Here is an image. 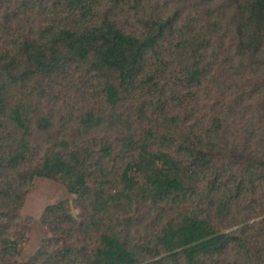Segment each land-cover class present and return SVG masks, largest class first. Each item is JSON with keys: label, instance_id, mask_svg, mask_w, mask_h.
I'll use <instances>...</instances> for the list:
<instances>
[{"label": "trees", "instance_id": "trees-1", "mask_svg": "<svg viewBox=\"0 0 264 264\" xmlns=\"http://www.w3.org/2000/svg\"><path fill=\"white\" fill-rule=\"evenodd\" d=\"M71 1L74 7L83 2ZM25 2L0 0V170L26 160L25 143L33 131L49 133L52 119L35 106V96L40 81L53 82L72 63L98 77L116 75L118 85L103 87L105 105L128 101L134 106L145 92L148 104L164 117L129 141L120 170L113 173L112 165L88 191L82 208L85 237L66 229L74 217L57 215L60 205L47 208L44 224L52 237L36 264H264V222L245 227L239 221L242 212H233L255 194L257 170L264 184V112L251 103L264 88V79L259 82L264 0H95L89 17L74 30L54 27L37 46L32 41L39 23L34 9L3 18L5 9H21ZM35 47L39 53L32 51ZM20 55L32 70L20 71L15 63ZM177 82L187 90L184 95L173 92ZM169 107L172 112L179 108L184 119L167 120ZM191 114L193 125H184ZM80 121L95 126L96 116L90 112ZM108 149L101 153L109 160L113 150ZM62 152L45 156L34 174L80 178ZM229 157L237 160L229 163ZM133 169L145 178L143 184H133ZM10 196L4 191L0 204ZM260 198L264 215V191ZM143 203L167 217L152 245L131 236L133 205ZM251 210L253 218L261 215ZM234 227L239 229L227 231ZM249 228L255 234L249 235ZM67 239L72 242L61 247ZM78 244L80 250L74 247ZM56 246L60 250L52 251ZM3 250L11 253L8 244L0 250L5 257Z\"/></svg>", "mask_w": 264, "mask_h": 264}, {"label": "rangeland", "instance_id": "rangeland-1", "mask_svg": "<svg viewBox=\"0 0 264 264\" xmlns=\"http://www.w3.org/2000/svg\"><path fill=\"white\" fill-rule=\"evenodd\" d=\"M19 1H26L25 6L21 9L16 7L5 9L3 18L12 16L26 8L34 9L39 22L38 26L36 25L35 36L32 37L35 46L38 45V40H41L54 27L62 25L74 30L86 17H89L86 13L91 12L95 2V0H93L94 2L83 0L82 5L75 3L74 7L71 0ZM0 47H2L1 44ZM32 51L39 53L37 47ZM15 63L20 67V71H28L33 68L24 55L18 56ZM87 71L86 69H76L72 63L64 73L54 76L53 82L40 81V90L35 96V106L42 113L51 117L52 127L47 134L33 131V135L25 143L28 151L27 158L20 166L0 170V195L4 191L11 195L8 199L2 200L0 204V213H2L0 217L2 235L0 238L3 241L0 250L8 244L11 252L7 254L3 250L7 255L0 256V264H36L38 252L42 249L43 244H47L49 238L52 237L50 229L44 224L47 208L51 206H61L60 210L56 209L55 211L57 215H62V213L72 215L75 223L67 226L66 229H70L77 238L85 237V227L82 223L85 222L86 213L82 208L85 205L84 200L88 191L95 188L103 173L111 172L112 165L113 173L121 169L120 157L126 163L127 158L123 149L130 147L129 141L163 121L164 117L156 112L157 107L153 109L148 104L151 98H145V92L139 94L141 98L134 102V106L128 101H123L116 107L105 105L102 100L103 87L106 82L118 85L116 75L98 77L97 74H89ZM263 79L264 75L261 73L259 82ZM253 80L255 82V79ZM171 81L173 79H170L169 82ZM192 88L196 90L199 86L196 85ZM172 90L177 93L181 91L182 95L187 91L178 82L172 87ZM260 91L261 95L256 96L251 103L252 106H257L264 112V88ZM124 96L123 94L122 97ZM152 102L154 103V100ZM32 104L34 105V101ZM169 108L170 115L167 116V120L176 116L184 119L182 115H178L179 108L173 112V107ZM189 109L197 108L189 107ZM90 112L96 116V125L85 127L80 118ZM162 114L164 113L162 112ZM193 123L194 116L191 114L189 121H184V125L191 126ZM129 124L130 126L134 125L132 131ZM60 142H64L67 147L64 146L60 149ZM105 148L113 150L110 151L112 156L109 160L104 158V153H101ZM56 151L60 153L63 151L62 155L65 156V161L77 167L80 178L70 174H58L51 178L34 174L40 172L44 157ZM236 160L229 157L226 161L233 163ZM180 167L182 168V179L187 181L188 173L184 171V165ZM30 174L35 176L31 181H28L27 177ZM256 174L254 176L257 186L255 194L248 195L233 210V212H242L239 221H242V225L245 227L264 222V215L259 207L262 203L260 197L264 191V184L258 180L261 171L257 170ZM129 175L134 185H141L145 182V178L140 176L135 169L130 171ZM150 205L149 203L133 205L135 211L131 216V236L136 242L150 240L147 242H151L152 245L155 240L154 236L167 222V217L164 216L165 214L161 212L160 208H158L160 212H157ZM252 208L256 209L255 213H261V215L253 218ZM124 217L128 218V216ZM259 226L258 224L255 228H259ZM235 229H239V227L227 231ZM248 234L255 233L250 229ZM71 242L69 239L64 240L61 247H67ZM74 247H77L78 250L81 249L80 244ZM56 249L58 251L60 247L56 246V248H52V251ZM232 259L233 253L229 252L228 262L233 261Z\"/></svg>", "mask_w": 264, "mask_h": 264}]
</instances>
